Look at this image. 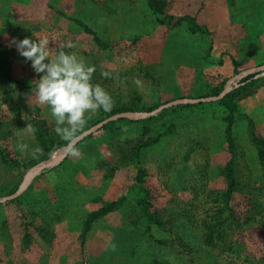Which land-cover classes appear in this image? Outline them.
<instances>
[{
  "label": "rangeland",
  "instance_id": "rangeland-1",
  "mask_svg": "<svg viewBox=\"0 0 264 264\" xmlns=\"http://www.w3.org/2000/svg\"><path fill=\"white\" fill-rule=\"evenodd\" d=\"M166 1L168 13L195 18L208 39L191 35L185 24L161 26L147 0H0V151L14 162L5 164L0 155V200L24 189L0 203V264H264V159L248 122L253 119L264 139V70L251 75L264 67V0ZM93 34L108 44L106 50ZM13 37H47L50 58L73 43L64 50L95 66L92 82L111 95L119 113L196 95L180 105L200 104L110 122L80 139L75 144L80 155H72L54 131L49 106L37 101L35 82L43 74L19 55ZM248 75V81L229 83L218 97H207L231 78ZM242 86L247 88L233 125L240 188L230 200L232 238L242 252L223 254L204 244L201 222L223 205L220 193L227 186L223 169L230 154L219 103ZM30 120L44 121L42 133L53 144L70 147L53 166L37 165L62 145L36 159L40 152L32 150L41 146L26 131ZM171 122L175 133L141 152L146 197L134 181L133 153ZM145 127L151 129L147 134ZM18 142L28 149L20 151ZM121 197L123 203L93 221L85 234L88 216ZM143 199L164 223L152 229V238L139 209Z\"/></svg>",
  "mask_w": 264,
  "mask_h": 264
},
{
  "label": "trees",
  "instance_id": "trees-1",
  "mask_svg": "<svg viewBox=\"0 0 264 264\" xmlns=\"http://www.w3.org/2000/svg\"><path fill=\"white\" fill-rule=\"evenodd\" d=\"M147 5H148L149 10L153 13V15L157 16V21L161 26H165L167 28L173 29V28H179L181 25L185 24L187 28V32L190 33L191 35L203 34L208 39V34H209L208 30H206L204 26L199 24L197 20H195V18L192 19L187 14L181 17L180 16L176 17V15H171L170 13H168L170 5L166 0H147ZM89 32L91 33L90 30ZM92 36L96 44L99 45L101 49L103 50L107 49L108 44L106 42H104L100 37H98L95 34H93ZM249 76L250 75L246 76L245 78ZM197 87L199 88V86ZM198 88H193V91H196ZM246 88L247 86L238 87L236 90L227 93L224 97L222 96L223 98L221 99L219 103V109L222 112L221 118L224 123V129H223L224 142L230 154V158L226 162L224 169H223V173L227 181V186H226V190L220 193L223 205H221L217 209V211H214L212 216L204 219L201 222V227L203 231L202 237H203L204 244L209 246L211 249H218L223 254H231V253L240 254L242 252V244L235 243L232 238L233 228L236 225V220H235V217L233 216V210L230 208V200L232 196L234 195V193H236L240 188L239 182H238V175H237L238 172L236 168V164H237L236 152H235L236 146H235V140H234V135H233V125L235 123L237 116L240 115V112H241V108L238 102L239 96L242 93H244V90ZM223 90L224 89H220V90L216 89L214 91H210L207 97H210V96L218 97L223 92ZM199 104L200 103H196L194 105H199ZM194 105L185 104V105H180V106L181 107H191ZM135 107L136 105H132L130 109H137ZM120 111L121 110L117 108L111 109V111H108V112L101 110L95 117H91V116L88 117L87 124L85 125L84 128H88L99 121H102L110 116H113L119 113ZM248 119H249L248 122H249L250 136L258 149L259 157L263 160L264 159V139L257 135L256 129H255V123L253 119L249 117ZM29 124H32L37 129L34 136L36 137L37 141L39 142V146H41V149H42V151L40 152V154L37 156L36 159H39L44 154H47V153L49 154L50 152L54 150V148L57 145L59 147L62 145L59 149L67 146V145H63V143L53 144L52 143L53 140L51 139L50 136H48L49 137L48 142H50L49 143L50 145L47 144L48 137L47 136L44 137V134L42 133L44 121L30 120ZM175 129H176L175 122L168 123V125H166V128L161 133H158L156 137L149 135L146 141H143V138H142L141 141L143 142L140 143L137 150L133 153L134 158L137 159L136 165H135L137 167H134L137 170L136 175L134 177V181H135V184L142 190L143 194L145 193L144 196L146 195V197L150 195V191L145 186V177L147 175V170L141 167L142 166L141 152L145 148L157 146L159 142L161 141V138L172 136L175 133ZM150 131L151 129H149V127H145L146 134ZM0 155L5 164L14 163L11 160L7 161L8 158L6 157V154L3 150L0 151ZM51 156L48 158V160L51 158ZM28 166L25 165L26 168ZM21 199L23 198L21 197L20 199L16 200V203L20 205L22 202ZM123 201H124V198L121 197L117 199L116 201L106 205L105 207H102L99 210L91 213L88 216V220L84 224V233L86 234L88 232L89 227L93 221L103 218L107 214L113 212L123 203ZM214 202H217L216 199H214ZM139 209H140L143 219L145 220L144 223L146 225V229L149 234V237L152 238L154 237V234H152L151 232L152 229L154 227L158 229L162 227L164 223L162 225L157 214L153 212L152 204L150 201L143 199L139 204ZM24 226H26L25 223H24ZM25 231L27 232V228H25ZM25 238L26 240H29V236H27L26 234H25ZM154 264H161V263L158 261H154Z\"/></svg>",
  "mask_w": 264,
  "mask_h": 264
},
{
  "label": "clouds",
  "instance_id": "clouds-1",
  "mask_svg": "<svg viewBox=\"0 0 264 264\" xmlns=\"http://www.w3.org/2000/svg\"><path fill=\"white\" fill-rule=\"evenodd\" d=\"M11 42L19 55L30 61L35 73L43 74L35 82L37 101L49 106L55 120L54 131L71 145V154L80 155L75 143L87 124L88 116L100 109L111 111L113 107L111 95L100 84L92 82L95 66L75 52H66L64 48L75 47L71 42L58 50L54 58H50V42L47 37L38 40L31 37L18 40L13 37ZM102 75L107 77L109 73ZM26 131L35 135L37 129L32 124H27ZM17 147L23 152L29 145L18 142ZM32 151L35 154L42 149L37 146Z\"/></svg>",
  "mask_w": 264,
  "mask_h": 264
},
{
  "label": "water",
  "instance_id": "water-1",
  "mask_svg": "<svg viewBox=\"0 0 264 264\" xmlns=\"http://www.w3.org/2000/svg\"><path fill=\"white\" fill-rule=\"evenodd\" d=\"M258 70H260V71H261V70H264V67H261V68H259V69H258V68L255 69V71H253V73H252V76H253L254 74H256V73L258 72ZM248 80H249V77L244 78V79L238 81V80L236 79V76H235V77L231 78L227 83H225V84H223V85L217 87L216 89H218V90H220V89H224L225 87H227V86L229 85V83H232V82L237 83L236 86H238V85H240L241 83H244V82H246V81H248ZM236 86H234V87H236ZM234 87H233V88H234ZM230 90H231V89H230ZM228 91H229V90H228ZM228 91H227V92H228ZM226 94H227V93H226ZM197 96H198V95L193 96V97H191V98H181V99H177V100L171 101L170 103H167V104H165V105H161V106L156 107V108H154V109H151V110H145V111H142V112H133V111H129V112H121V113H117V114H115V115H113V116H110V117L104 119L103 121H101V122H99V123H97V124H95V125H92V126H91L90 128H88L86 131H84L83 133H81V134L79 135V139L76 141V143H77L80 139L84 138L86 135L92 133L93 131H95L96 129H98V128H100V127H103V126L109 124L110 122H116V121H119V120H121V119H123V118H129V119H131V118H135V119H137L139 116H140V117H147V116H150V115H156V114H159L160 112H163V111L166 110V109H169V108H172V107L178 106V105H180V104L189 103L191 99H194V98L197 97ZM197 100H199V99L197 98ZM196 103H197V102H196ZM76 143H75V144H76ZM70 147H71V145H70ZM70 147H68L67 150L70 149ZM67 150H66V151H67ZM62 156H63V155H62ZM62 156H61V157H62ZM47 160H48V159H47ZM47 160H45V161L39 163L37 166L42 165V164H43L44 162H46ZM37 166L33 167L32 170H34ZM32 170H30V171H32ZM30 171H29V172H30ZM23 190H24V189H23ZM23 190H22V191H23ZM22 191L13 194L12 196L8 197L7 199L0 200V203H4V202H7V201H12L13 199L17 198V197L22 193Z\"/></svg>",
  "mask_w": 264,
  "mask_h": 264
},
{
  "label": "bare ground",
  "instance_id": "bare-ground-1",
  "mask_svg": "<svg viewBox=\"0 0 264 264\" xmlns=\"http://www.w3.org/2000/svg\"><path fill=\"white\" fill-rule=\"evenodd\" d=\"M67 148L68 146L59 149L57 153L53 154L51 158L48 161L44 162L42 165L53 166L55 163H57V161L60 159V157L63 155Z\"/></svg>",
  "mask_w": 264,
  "mask_h": 264
},
{
  "label": "crops",
  "instance_id": "crops-1",
  "mask_svg": "<svg viewBox=\"0 0 264 264\" xmlns=\"http://www.w3.org/2000/svg\"><path fill=\"white\" fill-rule=\"evenodd\" d=\"M48 168H50V167H48ZM47 170V169H46ZM46 170H44V171H46ZM34 180V179H33Z\"/></svg>",
  "mask_w": 264,
  "mask_h": 264
}]
</instances>
